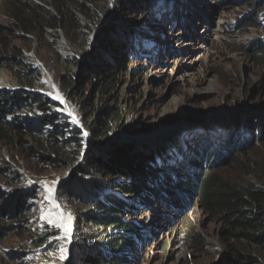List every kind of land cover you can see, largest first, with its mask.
I'll return each instance as SVG.
<instances>
[{
	"label": "rangeland",
	"instance_id": "rangeland-1",
	"mask_svg": "<svg viewBox=\"0 0 264 264\" xmlns=\"http://www.w3.org/2000/svg\"><path fill=\"white\" fill-rule=\"evenodd\" d=\"M19 1L66 24L53 33L40 15L31 36L15 17ZM189 1L0 0V106L13 107L0 118V264H87L88 256L100 257L94 264H108L106 256L114 264H240L226 221L201 207L194 187L211 171L206 153L222 149L237 121L242 148L213 171L238 188L264 187V0ZM114 26L111 42L100 43ZM118 52L122 62L110 67ZM85 120L109 128L102 144L153 152L148 189L109 187L123 179L88 164L97 146ZM53 139L61 156H37ZM108 149L96 150L105 157ZM42 181H57L58 202L73 218L63 260L61 231L41 219ZM91 181L98 196L121 200L120 231L96 224Z\"/></svg>",
	"mask_w": 264,
	"mask_h": 264
},
{
	"label": "trees",
	"instance_id": "trees-1",
	"mask_svg": "<svg viewBox=\"0 0 264 264\" xmlns=\"http://www.w3.org/2000/svg\"><path fill=\"white\" fill-rule=\"evenodd\" d=\"M19 4L20 5L17 4L18 6L15 7V17L17 16V20L23 31L31 36L36 34L35 26L37 25V20L40 15L47 18V30H50L53 33L62 29L66 24V21H63L59 15L54 14L49 10H38L39 8H34L24 1H19ZM102 11L103 14L106 15H109L111 12L108 7H105ZM69 13L72 16L71 11ZM114 29L115 26L114 28L105 30V36H102L99 42H111L112 36L116 33H113ZM260 43H263L264 45V38ZM118 44L120 47V42L114 39L113 45L117 46ZM111 59L113 61L110 63V67L113 65L112 63L117 60L122 62V53H116V58L112 57ZM73 62H75V60ZM78 62L79 61L77 60L75 64H78ZM99 70L101 71L102 69L99 67L95 72ZM71 83L72 80L70 81V84ZM26 86L31 89L34 88V84L30 81L26 82ZM38 103L45 106L44 108H47L45 103H42L41 101H38ZM12 108L13 107L10 104L7 106H5V104L0 106V118L3 119L7 115H10ZM103 111V109L97 111V114H103ZM104 115L106 116V113H104ZM84 122L91 135H93V145L97 146L96 149H98L99 145H109V149L105 152V157L104 155L98 154L96 149H93L91 156L88 158V164L93 169H101L107 175L119 176L123 179V183L116 182V185L111 183L109 187L113 185L118 192L125 194H136L139 188H142L143 190L148 189L145 186L143 187V185L144 181L147 180L152 173L149 168H151L150 165L153 162V152L149 149L148 151L143 152L145 147L142 150L137 149V151H134V148L126 142L111 144L116 139H112V141L107 140L102 144L103 138H107L110 135V130L106 124H103L104 128L98 126L96 129L91 125V121H89L90 124H88L89 122L87 120ZM239 123L241 122L237 121L234 128L231 129V132H228V135L223 139L224 143L220 151L216 152V150H214L213 152L206 153V171H211L208 172V174H204L202 177H198L194 189L197 191L196 195L201 207L214 216L223 217L226 221L229 227V235L232 240V248L236 254L235 257L240 264H264L258 253L259 249H264V187H257L252 183H248L247 185L238 188L226 183L222 177L218 176V174L213 171L218 165H224L227 163L231 149L238 151L242 148V139L237 136ZM90 125L92 128L89 127ZM16 129L20 130L18 127ZM98 130H102V133H99ZM13 132L17 131L13 130ZM261 134H263L262 137L264 138V133L261 132ZM260 136L258 137V140ZM52 137L53 136H49L48 140ZM52 143L53 145L50 144L52 149L49 153L46 150L43 151V149H40L39 152L35 151L37 156L44 155V157H47V160L50 162H53L56 156H61L63 149L62 147H59V142L53 139ZM51 152L52 154H50ZM125 179L128 182L125 183ZM94 182L95 181H91L88 184L87 193L90 194L89 197L92 198L93 205L101 211V216L96 221V224L100 227L107 226L108 229L120 231L122 224L118 221L117 215L119 214L118 210L121 200H118L114 195L113 197L111 195L98 196L97 189L92 187L95 184ZM109 196L114 199L107 198L106 200L108 204L102 209L100 204L101 200L104 199V197ZM121 237L122 236L113 237V240L107 242L106 255H109L108 252L111 251V248L117 247L116 241L120 240ZM197 243L200 244L199 241ZM99 258V256L93 258L88 256L87 264H94L93 261L97 262ZM108 259L107 256L103 258V260L108 261V264L115 263V261L110 262Z\"/></svg>",
	"mask_w": 264,
	"mask_h": 264
},
{
	"label": "snow or ice",
	"instance_id": "snow-or-ice-1",
	"mask_svg": "<svg viewBox=\"0 0 264 264\" xmlns=\"http://www.w3.org/2000/svg\"><path fill=\"white\" fill-rule=\"evenodd\" d=\"M53 99H59L61 103H64L63 98L54 96ZM72 115V113H69ZM74 123L75 119L73 120ZM87 136V132L84 133ZM42 188V196L44 204L47 208L46 212H42L41 219L44 220L48 225L61 231L62 235L57 237L62 243L59 246L61 253L60 259L63 260L67 248L64 246V241H70L72 235V215L71 213L65 212L63 206L59 204L56 194L57 181L51 183L47 181L40 182Z\"/></svg>",
	"mask_w": 264,
	"mask_h": 264
},
{
	"label": "bare ground",
	"instance_id": "bare-ground-1",
	"mask_svg": "<svg viewBox=\"0 0 264 264\" xmlns=\"http://www.w3.org/2000/svg\"><path fill=\"white\" fill-rule=\"evenodd\" d=\"M194 0H190L189 1V3H194L193 2ZM183 7H185L184 5H182ZM187 15H188V17H190V18H192V17H196V14H194V12L192 11L191 13L190 12H188L187 11ZM197 19V18H196ZM195 20V19H194ZM190 84V83H189ZM190 85H192V83L190 84ZM213 87V86H212ZM212 90V89H211ZM186 127H184V128H182V129H185ZM189 131H190V133L192 134V129L191 128H189ZM187 136H188V134H187ZM178 140V139H177ZM172 142H174V141H172ZM182 148H183V144H182V147H181V149L179 150L180 151V155H181V152L183 153V155H184V152H183V150H182ZM125 205H128V204H125ZM73 231V230H72Z\"/></svg>",
	"mask_w": 264,
	"mask_h": 264
}]
</instances>
